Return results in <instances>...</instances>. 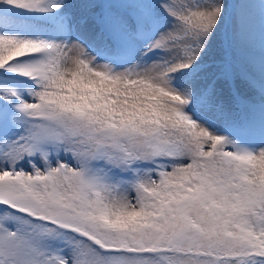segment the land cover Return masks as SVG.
<instances>
[{"label":"snow or ice","instance_id":"1","mask_svg":"<svg viewBox=\"0 0 264 264\" xmlns=\"http://www.w3.org/2000/svg\"><path fill=\"white\" fill-rule=\"evenodd\" d=\"M0 264H264V0H0Z\"/></svg>","mask_w":264,"mask_h":264},{"label":"rangeland","instance_id":"2","mask_svg":"<svg viewBox=\"0 0 264 264\" xmlns=\"http://www.w3.org/2000/svg\"><path fill=\"white\" fill-rule=\"evenodd\" d=\"M237 87L239 88V90L241 91L242 94H248V90L239 81L237 82Z\"/></svg>","mask_w":264,"mask_h":264}]
</instances>
